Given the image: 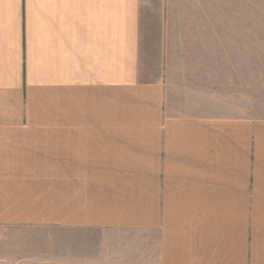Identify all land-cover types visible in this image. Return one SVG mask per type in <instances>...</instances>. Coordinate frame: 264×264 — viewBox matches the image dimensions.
Listing matches in <instances>:
<instances>
[{"label": "crops", "instance_id": "crops-1", "mask_svg": "<svg viewBox=\"0 0 264 264\" xmlns=\"http://www.w3.org/2000/svg\"><path fill=\"white\" fill-rule=\"evenodd\" d=\"M172 36L143 70L140 0H0L2 264H264V116Z\"/></svg>", "mask_w": 264, "mask_h": 264}, {"label": "rangeland", "instance_id": "rangeland-1", "mask_svg": "<svg viewBox=\"0 0 264 264\" xmlns=\"http://www.w3.org/2000/svg\"><path fill=\"white\" fill-rule=\"evenodd\" d=\"M169 33L173 47L215 52L199 56L214 70L203 67L195 75L216 83L222 97L214 106L205 104L202 112L226 113L230 104L233 111L264 116V0H140L143 70L154 69ZM14 231L0 227V240H16ZM20 234L26 241L47 239V233L34 230ZM126 250L121 263L137 264Z\"/></svg>", "mask_w": 264, "mask_h": 264}]
</instances>
